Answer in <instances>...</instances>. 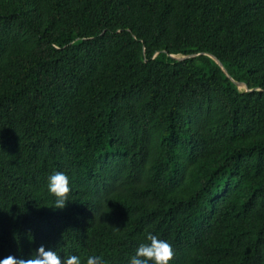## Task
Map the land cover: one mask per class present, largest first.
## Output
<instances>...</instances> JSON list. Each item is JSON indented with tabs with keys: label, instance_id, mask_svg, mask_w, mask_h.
Here are the masks:
<instances>
[{
	"label": "trees",
	"instance_id": "trees-1",
	"mask_svg": "<svg viewBox=\"0 0 264 264\" xmlns=\"http://www.w3.org/2000/svg\"><path fill=\"white\" fill-rule=\"evenodd\" d=\"M148 233L264 264V0H0V260L129 264Z\"/></svg>",
	"mask_w": 264,
	"mask_h": 264
},
{
	"label": "clouds",
	"instance_id": "clouds-1",
	"mask_svg": "<svg viewBox=\"0 0 264 264\" xmlns=\"http://www.w3.org/2000/svg\"><path fill=\"white\" fill-rule=\"evenodd\" d=\"M70 191L69 177L66 173L56 171L48 177V192L55 197L53 208H65L69 201ZM174 256L175 252L170 243L153 233H148L145 242L140 243L135 249L129 264H170ZM0 264H82V261L77 255H70L61 259L57 252L46 250L41 245L31 258L17 259L8 256L0 260ZM85 264H106V261L101 256L90 255L87 257Z\"/></svg>",
	"mask_w": 264,
	"mask_h": 264
},
{
	"label": "water",
	"instance_id": "water-1",
	"mask_svg": "<svg viewBox=\"0 0 264 264\" xmlns=\"http://www.w3.org/2000/svg\"><path fill=\"white\" fill-rule=\"evenodd\" d=\"M195 56H191V57H172L173 59H175V60H177L178 62H181V61H184V60H187V59H192V58H194ZM218 65H219V67L222 69V71L225 73V75L229 78V79H231V77L228 75V73H227V71L226 70H224V67H223V65L216 59V58H214V57H212V56H210ZM231 81L239 88V89H241V90H245L246 92H252V91H250V89L247 87V86H244V85H242V84H239V83H236V82H234L232 79H231Z\"/></svg>",
	"mask_w": 264,
	"mask_h": 264
},
{
	"label": "rangeland",
	"instance_id": "rangeland-1",
	"mask_svg": "<svg viewBox=\"0 0 264 264\" xmlns=\"http://www.w3.org/2000/svg\"><path fill=\"white\" fill-rule=\"evenodd\" d=\"M243 91H245V90H243Z\"/></svg>",
	"mask_w": 264,
	"mask_h": 264
}]
</instances>
